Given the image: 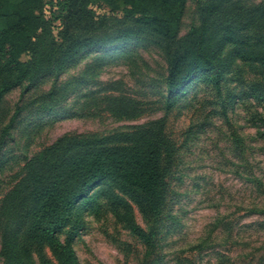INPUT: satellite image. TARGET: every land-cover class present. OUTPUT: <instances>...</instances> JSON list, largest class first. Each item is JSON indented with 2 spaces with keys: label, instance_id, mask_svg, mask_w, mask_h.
<instances>
[{
  "label": "trees",
  "instance_id": "16d2710c",
  "mask_svg": "<svg viewBox=\"0 0 264 264\" xmlns=\"http://www.w3.org/2000/svg\"><path fill=\"white\" fill-rule=\"evenodd\" d=\"M188 1L0 0V109L11 90L25 84V92L50 76L58 85L87 53L134 42L160 49L166 59L161 91L166 113L197 81L223 98L234 75L246 87L241 99L264 102V1L196 0L198 21L182 35ZM47 6L54 17L46 15ZM243 67L253 72L252 80L245 81ZM227 95L230 102L239 97ZM106 102L119 118L138 119L146 111L127 95L111 93ZM222 104L226 110L224 99ZM2 145L3 137L0 157ZM178 151L167 132V115L105 134L61 135L26 159L1 200L3 264H80L73 242L86 212L103 208L143 242L142 264H161L160 232Z\"/></svg>",
  "mask_w": 264,
  "mask_h": 264
},
{
  "label": "rangeland",
  "instance_id": "374dc122",
  "mask_svg": "<svg viewBox=\"0 0 264 264\" xmlns=\"http://www.w3.org/2000/svg\"><path fill=\"white\" fill-rule=\"evenodd\" d=\"M95 9L109 13L105 6ZM197 21V2L189 0L181 34ZM166 68L162 51L152 45L113 44L81 57L58 85L50 76L25 92V84L8 92L0 109V204L26 159L61 135L105 134L167 115V132L179 151L160 232L161 264H264V213L258 211L264 209V102L241 99L246 87L234 75L223 98L197 81L166 113ZM243 68L245 81L252 80L253 72ZM230 91L239 96L235 102L228 101ZM111 93L144 103L145 113L138 119L115 116L106 102ZM135 214L144 227L141 213ZM85 219L73 242L80 264H142L145 245L105 208L87 211Z\"/></svg>",
  "mask_w": 264,
  "mask_h": 264
}]
</instances>
